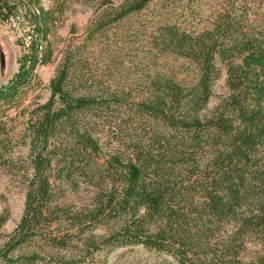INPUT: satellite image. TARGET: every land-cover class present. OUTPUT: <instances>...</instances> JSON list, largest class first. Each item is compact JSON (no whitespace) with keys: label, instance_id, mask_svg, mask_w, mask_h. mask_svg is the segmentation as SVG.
I'll return each mask as SVG.
<instances>
[{"label":"trees","instance_id":"1","mask_svg":"<svg viewBox=\"0 0 264 264\" xmlns=\"http://www.w3.org/2000/svg\"><path fill=\"white\" fill-rule=\"evenodd\" d=\"M15 1L0 0V18ZM92 1L84 39L108 58L91 65L68 46L49 97L27 114L24 205L1 235L0 264H68L63 251L126 245L179 264H264V22L235 0L202 27L171 21L176 9L197 16L200 0ZM153 1L162 10L152 26L132 24ZM29 53L0 86V112L51 57L49 47ZM169 56L193 69L191 81L153 67ZM1 118L0 162L15 168ZM82 187L77 205L70 196Z\"/></svg>","mask_w":264,"mask_h":264},{"label":"rangeland","instance_id":"2","mask_svg":"<svg viewBox=\"0 0 264 264\" xmlns=\"http://www.w3.org/2000/svg\"><path fill=\"white\" fill-rule=\"evenodd\" d=\"M229 1L200 0L195 8L198 12L197 16L193 18L191 14L181 13L176 9L171 21L184 26L202 27L214 11L223 8L224 5L229 7ZM14 5L18 8L24 7L29 13L35 27L34 40L26 45L4 19L0 18V86L7 83L20 62L30 51H33L34 46L37 49L38 45H42L43 49L49 47L51 57L48 62L38 63L35 66L32 82L22 88L17 102L2 107L0 112L5 127L11 131V142L8 144L4 158L19 162L16 164L18 167L15 168L4 166L0 162V215L3 213L6 216L5 222L0 227V243L1 235L14 229L23 210L25 189L22 181L23 175L29 173V166L26 162L27 145L21 132L27 114L36 104L43 103L49 97V81L68 46L74 52L82 51L83 57L91 65L96 61L97 63L100 61L102 65L107 56L105 51L98 52L95 44L84 39L85 27L97 7L92 0H17ZM235 5L237 11L247 12L250 21L264 22V0H235ZM160 10H162L160 4L153 1L138 15L132 17L130 22L134 25L139 23L152 26L151 21L157 20ZM44 11H52L51 21L44 22ZM146 49L147 46L143 43L135 45V51L140 54L147 51ZM153 67L185 83L191 81L194 76L193 69L182 58L159 57ZM214 88L216 96L225 91L224 75L215 82ZM87 190L82 187L80 192L71 195L70 199L78 205L83 201ZM96 233H102V230L98 228ZM62 254L68 259V264H179L174 255L151 250L142 245L99 248L92 252H84L83 255L78 253L76 256L66 251Z\"/></svg>","mask_w":264,"mask_h":264},{"label":"built area","instance_id":"3","mask_svg":"<svg viewBox=\"0 0 264 264\" xmlns=\"http://www.w3.org/2000/svg\"><path fill=\"white\" fill-rule=\"evenodd\" d=\"M2 19L17 33L18 37L24 40L26 45L34 40V23L24 7H17ZM41 48L42 45H38V50Z\"/></svg>","mask_w":264,"mask_h":264}]
</instances>
